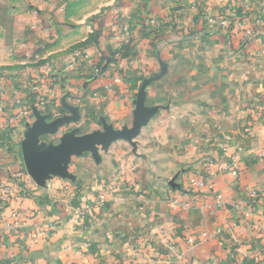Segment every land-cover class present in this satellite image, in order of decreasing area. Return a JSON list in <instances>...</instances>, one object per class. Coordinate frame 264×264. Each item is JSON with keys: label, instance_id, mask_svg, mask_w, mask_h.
Here are the masks:
<instances>
[{"label": "crops", "instance_id": "obj_1", "mask_svg": "<svg viewBox=\"0 0 264 264\" xmlns=\"http://www.w3.org/2000/svg\"><path fill=\"white\" fill-rule=\"evenodd\" d=\"M120 10L127 32L106 26L102 48H113L119 32L121 65L132 73L123 69L120 85L106 92L81 72L48 98L61 106L65 97L84 122L136 130L130 141L78 150L68 177L38 186L21 148L33 121L19 114L24 104L11 88L2 96L0 263L264 264V0H124ZM208 17L229 26L211 30ZM205 30L212 33L186 37ZM246 31L260 33L246 42ZM111 61L106 56L110 76ZM158 61L165 74L139 100L140 81L153 78ZM60 135H40L39 152ZM231 154L239 157L237 178L218 172ZM200 172L210 190L190 187Z\"/></svg>", "mask_w": 264, "mask_h": 264}, {"label": "rangeland", "instance_id": "obj_2", "mask_svg": "<svg viewBox=\"0 0 264 264\" xmlns=\"http://www.w3.org/2000/svg\"><path fill=\"white\" fill-rule=\"evenodd\" d=\"M122 4L124 0H0V106L5 91L11 88L15 103L24 104L23 111L19 114H24L33 123L38 119H43L46 124L60 120L59 126L63 127H56L57 133L61 135L55 147L67 134L84 136L111 129L102 127L100 119L91 118L86 122L81 120L78 112L67 106L65 97L60 106L48 96L56 89L65 90L63 81L81 72H88L99 86L98 89L106 92L120 85L121 82L117 85L112 83L115 74L120 73L121 76V71L125 69L121 65V57L125 56L126 51L123 52L120 44H116L120 41L118 38L121 34L115 32L113 48L103 49L102 33L109 25L120 29L128 26L127 20L120 16L123 14L120 10ZM115 8L118 11L109 15ZM115 19L118 21L113 23ZM223 19L225 18L217 20L208 17L205 20L212 30ZM124 21L126 23L123 24ZM210 33L212 32L205 30L187 34L186 37L197 40ZM124 36V40L131 39L130 33H124ZM179 40L183 38L169 39L166 45ZM155 47L153 46V52ZM76 52L87 55L88 61L72 58ZM105 54L112 60L110 63H113L112 66L109 65L111 76L106 75ZM129 54L135 55L134 51ZM158 64L159 71L153 74L155 79L147 87L165 74L167 66L159 61ZM125 70L132 73L133 67L127 65ZM143 81H140L139 90ZM61 108L65 111L60 112ZM30 127L31 124L28 129ZM160 256L153 257L154 263L161 259Z\"/></svg>", "mask_w": 264, "mask_h": 264}, {"label": "water", "instance_id": "obj_3", "mask_svg": "<svg viewBox=\"0 0 264 264\" xmlns=\"http://www.w3.org/2000/svg\"><path fill=\"white\" fill-rule=\"evenodd\" d=\"M155 78H147L138 93V99H142L145 88L153 82ZM61 121L46 124L43 119L35 121L28 129L22 142V156L29 176L38 185L51 177H68L66 166L70 157L78 150L93 149L95 146H107L117 140L130 141L136 134L132 132H116L106 129L102 133H92L84 136H74L67 134L57 147L50 146L46 153H41L38 145V137L42 134L51 133Z\"/></svg>", "mask_w": 264, "mask_h": 264}, {"label": "built area", "instance_id": "obj_4", "mask_svg": "<svg viewBox=\"0 0 264 264\" xmlns=\"http://www.w3.org/2000/svg\"><path fill=\"white\" fill-rule=\"evenodd\" d=\"M209 21H212V20H209ZM242 21H243V19H241V18L238 20H235L233 22L234 26L237 28H240L242 25ZM220 26L223 27V29L224 28L227 29L229 26V21L226 19L221 20ZM122 29L124 32H127L126 26H124ZM258 33H260V31H257L255 33H252L250 31H246L245 35H244L246 42L249 41L254 34H258ZM72 58H74L75 60L83 58L84 61H88V59H89L87 55H84L81 52L74 53V55H72ZM121 81H122V78L118 74V75L114 76L112 85H117ZM106 88H108V87H106ZM0 112H1V106H0ZM225 140L227 142L231 141L230 138H226ZM226 147H227V145L224 144L221 146L220 150L222 152H225L227 149ZM263 155H264V153L261 154V156H263ZM239 171H240V163H239V157L237 156V154H231L229 157H227L226 163L218 166V172H220V173L227 172L234 178L238 177ZM208 179H209V176H207L204 172H200L197 174L196 178L190 182V187L197 189V190H203V189H209L210 190L212 187H211ZM216 202H217V204L220 203V196L219 195L216 196ZM12 216L15 219V222L12 226L13 229L21 228L24 225L23 222L21 221V219H22L21 214L19 212H15ZM203 236L206 237V234H203ZM189 243L191 244V241H189Z\"/></svg>", "mask_w": 264, "mask_h": 264}, {"label": "trees", "instance_id": "obj_5", "mask_svg": "<svg viewBox=\"0 0 264 264\" xmlns=\"http://www.w3.org/2000/svg\"><path fill=\"white\" fill-rule=\"evenodd\" d=\"M0 264H6V263L2 262V263H0Z\"/></svg>", "mask_w": 264, "mask_h": 264}]
</instances>
